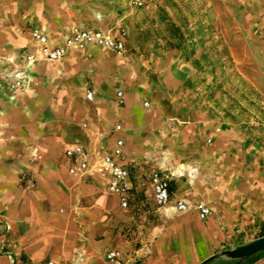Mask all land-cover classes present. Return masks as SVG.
<instances>
[{"label":"crops","instance_id":"obj_1","mask_svg":"<svg viewBox=\"0 0 264 264\" xmlns=\"http://www.w3.org/2000/svg\"><path fill=\"white\" fill-rule=\"evenodd\" d=\"M120 1L0 0V264H106L110 249L121 251L123 264H198L252 240L245 238L247 224L237 211L211 195L187 190L200 175L196 170L198 176L192 179L190 165L167 140L175 129L154 123L153 112L132 94L126 97L121 89L114 90L109 71L117 61L106 49L90 44L69 49L60 61L38 56L27 61L26 55L34 54V27L52 41H60L72 26L125 29L121 24L130 17L127 11L121 14ZM256 26L251 43L264 50V25ZM17 71L23 73V83L13 90L10 74ZM85 77L91 79L89 90ZM87 92L93 99L96 92L102 96L88 103ZM116 124L121 130L114 131ZM118 139L123 143L115 155ZM74 143L88 152L91 165L96 166L102 154H112L127 168L126 209H143L147 201L156 205L150 174L163 170L173 171L172 204L178 199L202 201L210 214L200 219L194 209L161 207L157 212L168 217H162L150 238L126 237L121 222L128 219V211L108 190L109 177L97 170L84 176L68 172L74 161L64 149ZM247 264H264V253Z\"/></svg>","mask_w":264,"mask_h":264},{"label":"rangeland","instance_id":"obj_2","mask_svg":"<svg viewBox=\"0 0 264 264\" xmlns=\"http://www.w3.org/2000/svg\"><path fill=\"white\" fill-rule=\"evenodd\" d=\"M119 8L130 17L121 24L128 32L125 48H103L117 61L109 71L114 90L132 94L153 112L154 123L175 129L167 140L200 175L187 190L211 195L237 211L247 224L245 238L261 236L264 50L251 39L259 30L256 24L264 25V0H152L144 8L121 0ZM90 80L84 78L86 90ZM99 96L96 92L95 99ZM172 172L166 173L171 177ZM157 210L162 208L150 201L143 209H125L126 237L150 238L168 217Z\"/></svg>","mask_w":264,"mask_h":264},{"label":"built area","instance_id":"obj_3","mask_svg":"<svg viewBox=\"0 0 264 264\" xmlns=\"http://www.w3.org/2000/svg\"><path fill=\"white\" fill-rule=\"evenodd\" d=\"M148 0H131L135 7H143ZM127 36L123 28H110L107 30L88 29L80 26H72L68 35L60 41H52L50 37L41 28L34 27L30 30V38L34 43V54H27L26 59L30 63L35 56L41 59L55 62L63 59L69 49H83L87 45H96L98 47L121 52L125 48L124 40ZM10 88L15 90L22 86L23 73L15 72ZM121 97L122 93L117 92ZM88 100L93 99L92 92L86 93ZM85 124L83 125V127ZM121 130V125L116 124L114 131ZM122 139L116 141L115 155H120V146ZM64 155L74 162L68 168V172L73 175L84 176L94 170L109 177L108 190L118 197L119 207L126 209L128 206L129 172L125 166L119 164L112 154H102L99 163L94 166L88 161V152L78 143H74L64 149ZM96 168V169H95ZM169 175L163 170H153L150 174V183L155 204L163 208H171L178 212H185L194 209L200 219H205L211 212L210 207L202 201L188 203L184 199H178L173 204L170 201L169 193ZM106 264H123L122 253L119 249H110L105 253ZM42 264H54L52 260H46Z\"/></svg>","mask_w":264,"mask_h":264},{"label":"water","instance_id":"obj_4","mask_svg":"<svg viewBox=\"0 0 264 264\" xmlns=\"http://www.w3.org/2000/svg\"><path fill=\"white\" fill-rule=\"evenodd\" d=\"M264 251V235L254 238L245 243L236 245L230 249H225L214 253L198 264H207L210 261L218 258H223L228 264H241L253 255Z\"/></svg>","mask_w":264,"mask_h":264},{"label":"bare ground","instance_id":"obj_5","mask_svg":"<svg viewBox=\"0 0 264 264\" xmlns=\"http://www.w3.org/2000/svg\"><path fill=\"white\" fill-rule=\"evenodd\" d=\"M187 173L192 177V179L196 176H198L197 172L195 169H193L192 167L187 171Z\"/></svg>","mask_w":264,"mask_h":264},{"label":"trees","instance_id":"obj_6","mask_svg":"<svg viewBox=\"0 0 264 264\" xmlns=\"http://www.w3.org/2000/svg\"><path fill=\"white\" fill-rule=\"evenodd\" d=\"M264 234H262L261 236H263ZM260 237V236H259ZM262 253H264V251L263 252H259V253H257V254H255V255H253L252 257H250L249 259H247L244 263H242V264H247V263H249L250 261H252L255 257H257V256H259L260 254H262Z\"/></svg>","mask_w":264,"mask_h":264}]
</instances>
